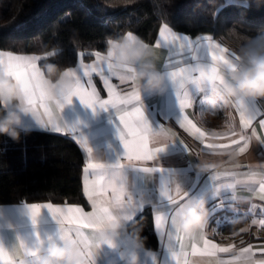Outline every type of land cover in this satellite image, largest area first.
Here are the masks:
<instances>
[{"label":"crops","instance_id":"crops-1","mask_svg":"<svg viewBox=\"0 0 264 264\" xmlns=\"http://www.w3.org/2000/svg\"><path fill=\"white\" fill-rule=\"evenodd\" d=\"M173 31L177 34L186 35L175 30ZM134 35L140 38L136 34ZM187 36L192 39H196L197 37H213L215 42L220 43L222 47H226L230 52L238 56L239 48L228 44L221 38H215L211 35ZM158 39H160L159 32L154 43L145 42L156 53L158 69L166 73L168 68H164V66L168 60V50L164 46H155V42ZM193 43L195 44L196 42L194 41ZM0 52H11L15 55H34L2 49H0ZM80 53H78L76 63L70 67L78 68L81 59L85 63L94 62L95 57L93 55L88 58L84 54L81 57ZM106 53L107 51L101 54L106 56ZM169 59L173 62L180 60L183 65L192 67H195L197 64H211L207 48L203 44L195 48V58H193L191 52L184 51L180 53L177 49H172L169 54ZM104 63L106 65L107 62L105 61ZM37 66L45 78L48 79V74L40 65L39 61H37ZM172 66L176 67L180 65L173 63ZM229 70L230 68L221 69V77L225 76ZM87 79V77L83 78L82 82H86ZM91 79L92 86L96 88L100 98L108 99L107 89L101 77L98 74H93ZM111 82L119 85V81L115 77H111ZM166 82L168 88L163 94L150 95L142 93L144 110L150 122L156 121L163 123L167 120L168 123L165 126L170 127L176 133L178 140H182L187 145L189 152L185 150L179 141H174L167 144L165 150L159 153V161L134 162L140 167L155 166L162 168L163 171L144 173L131 167L124 169L128 190L138 203L144 205L142 211L137 212L136 217L147 208L152 210L155 215L157 207H167V202L160 196V190L163 184L174 178L176 183L188 193L190 199L200 197L206 199L209 215L203 229H205L207 238L221 246H227L229 244L236 245L229 252L208 254L203 251L202 242L197 244V248L200 250L193 252L192 242L185 240L183 241L185 245L183 249L184 254L179 256V264H185V262L186 264H246L243 257L234 259V256L238 254L240 247H246L248 244L254 246L253 251L257 258L264 257V253L257 250L261 246H264V226L259 223V220L264 219V211L260 207L250 210V205L252 204L264 205V201L259 198L258 183H235L236 181H245L253 173L257 174L255 179L258 181L259 173L264 172V144L261 143L264 140V127L260 126L259 120L257 119L249 128L242 129L239 113L235 107H228L212 112L202 99V97L208 96L206 89V91L198 93L193 106L186 109V114L206 133L203 141H198L195 137L181 129L176 123L177 119L181 116L180 108L174 86L167 77ZM120 88L130 90L128 83L120 85ZM200 100L202 101V105L199 103ZM247 104L257 109L264 108V101L248 100ZM49 105L53 109V122L61 125L65 122L67 125L75 128V136L86 138L89 147L94 151V158L96 160L99 162L107 161L108 163H115L117 158H123L124 149L119 139L114 109L109 108L107 111L99 110L94 112L91 108L81 104L79 99L75 97H73L72 103L65 105L61 111L56 107V102L50 101ZM36 112L42 119H48L42 108L38 107ZM230 124L237 133H241L242 131L246 137H249L247 141L248 147L244 152L238 151L239 147L243 145V141L239 145L232 144V140H239V135H231ZM25 129L50 131L72 138L71 132H67L63 128L60 132H55L50 127H41L40 124L33 122L28 116L24 117L21 130ZM253 129H255V135L252 134ZM220 133H228V135H220ZM171 139H169V142ZM208 144L223 145V147L209 149L205 147ZM156 146H160L159 142L154 143L151 140L149 141V147ZM80 148L84 160L81 173L82 190L88 207H84L78 203L56 204L52 202L0 204V245L6 249H11L15 253L13 258L16 264H19L20 260L26 259L24 250L20 248V242H23L28 248H34L38 242L46 241L49 236H58L60 230L59 224L46 208L42 209L41 215L37 218L36 223H33L27 205H44L50 203L54 207H81L86 212L92 211L91 203L85 193L84 183L86 176L84 169L88 157L81 146ZM97 154H100L103 160L99 159ZM199 159L214 160L220 167L212 169L208 174L203 175V173L197 172L194 168V164ZM122 163L127 164L128 161L125 159ZM216 174L220 175L214 181L212 176ZM89 178L96 179L93 176H89ZM230 183H235L234 190L227 187H219L217 190L218 184L227 185ZM175 187L176 185L173 183L170 194L179 203H183L184 201L180 200V197L177 196ZM250 189H255V193ZM111 195L112 193L109 192L108 196L111 197ZM180 195L182 196L183 192ZM233 195L236 197L235 200L232 199ZM172 207H175V205H172ZM253 219L257 220L256 224L252 223ZM125 224L128 229L129 224L126 221ZM225 224H235V227H226L224 229ZM65 226L72 227L67 222ZM154 230L159 239V248L157 250H151V256L145 255V252L142 250L140 253L142 264H176L167 246V233L172 230L170 220L164 225L165 236L163 240L156 231L155 223ZM95 231L91 228L83 229L84 235L89 240H91ZM128 232L121 234V237L115 242V247L102 245L100 248H92L91 251L95 264H123L122 251L131 249V239ZM71 235L76 238L74 232ZM172 240L175 250L179 253L181 242L176 240L175 235H173ZM241 240L244 241L243 244H241Z\"/></svg>","mask_w":264,"mask_h":264},{"label":"snow or ice","instance_id":"snow-or-ice-1","mask_svg":"<svg viewBox=\"0 0 264 264\" xmlns=\"http://www.w3.org/2000/svg\"><path fill=\"white\" fill-rule=\"evenodd\" d=\"M129 40H135L137 37L128 32ZM159 37L155 42L156 47L164 46L168 50V60L164 68L168 70L164 75L172 83L175 88L176 97L178 100L181 116L176 123L189 135L195 137L198 141H203L206 136L205 131L197 126L187 114L186 109L191 108L196 101L197 94L206 91L207 86L222 79L220 70L223 68H231L239 57L230 52L226 47H222L220 43L215 42L213 37H197L192 39L187 35L175 33L168 24H163L159 29ZM196 42L195 44L193 42ZM203 44L206 46L211 64H197L195 67L183 65L180 60L173 62L169 59V54L172 49H177L180 53L184 51L191 52L195 58V48ZM47 56H52L54 53L49 52ZM95 57L94 62L85 63L83 59L79 62V67H70L66 69L64 75L71 77L74 80L72 91L66 95H62L59 102H56V107L61 111L65 105L71 104L73 97L78 98L81 104L91 108L94 112L99 110L107 111L109 108L115 110L117 120V131L122 147L124 149L123 158H117L115 163L99 162L94 158V151L89 147L86 138L75 136V128L63 124L54 123L52 120L53 109L50 107L51 84L48 79L37 66V61L41 59L38 55H15L11 52H0V67H3L6 74L9 75L16 83L21 86L25 95V104L29 111L36 112L37 108H42L44 114L48 117L47 120L41 118L40 125L44 128H51L52 131L60 132L63 130L72 133V138L82 147L87 153L86 167L84 169L85 176V193L92 206V211L86 212L81 207H54L52 204H30L27 205L33 223H36L37 218L41 215L42 209H47L52 217L59 224V234L62 237L72 236L74 232L77 241L79 242L82 255L84 257L83 264H95L93 260L92 248L97 247L94 237L91 240L84 235L83 229L91 228L96 230L102 223L119 215L129 225L135 220L137 212L142 211L144 205L132 196L128 190L124 169L131 167L138 169L144 173H155L163 171L160 167H140L134 162L142 161H159V153L165 150V146L174 141H179L187 152L189 149L182 140H178L176 133L165 125L168 123L165 120L161 122H150L146 116L144 105L142 103V94L139 86L135 83L134 76L131 73L134 69H120L115 66L110 57L112 53L107 52L106 56L100 51L91 53ZM83 57L84 53L81 52ZM107 62L106 65L104 62ZM173 63L180 66L173 67ZM82 73V75H81ZM98 74L103 80L107 89L108 99H101L96 88L92 86V75ZM87 77L86 82H82L83 78ZM111 77H115L119 81V85L111 82ZM128 83L130 90H123L120 85ZM87 85V86H86ZM248 101V100H247ZM246 100H237L236 111L239 113L240 124L242 129L249 128L254 121L259 120L261 127H264V108L257 109L250 107ZM264 101V100H257ZM199 103L202 105V101ZM231 135H239V140H232V144L239 145L243 141V145L239 147V152H244L248 147V139L243 132L237 133L229 125ZM255 135V129H253ZM220 135H228V133H220ZM171 141L169 142V139ZM159 142L160 146L149 147V141ZM264 144V140L261 141ZM206 148L213 149L223 147V145H205ZM128 163H122L123 160ZM220 174L212 176L216 181ZM256 173L251 174L245 181H236L235 183H258L260 199L264 201V172L259 173V180L255 179ZM89 176L96 177L90 179ZM175 183V191L183 203H179L177 199L170 194L171 185ZM235 183L227 185L218 184L219 187L235 188ZM255 193V189H250ZM111 192V197L108 193ZM181 192L183 195L181 196ZM160 196L167 202V207H157L154 215L155 228L158 235L164 239V225L170 220L172 230L167 233V246L171 257L179 264V256L183 255L185 245L183 241L192 242L193 252L199 251L197 244H203V251L208 254L216 252H229L230 249L236 247L234 244L221 246L208 239L205 229L199 231L194 236L187 237L178 230L179 210L184 205L185 201L189 200L188 193L185 192L173 178L171 181L162 185ZM142 199V197H141ZM233 200L236 197L233 195ZM175 205V207H172ZM260 207L264 211V205H250V210ZM72 225L66 227L65 224ZM253 224L257 220L253 219ZM259 223L264 226V219L259 220ZM246 231V230H243ZM176 236V240L180 241V252L175 250L172 237ZM43 242H38L34 248H28L23 242H20V248L24 250L26 259L20 260L19 264H36L34 259L40 245ZM244 241L241 240V244ZM254 246L248 244L246 247H240L238 254L234 259L244 258L246 264H264V257L257 258L253 251ZM264 253V246L257 249ZM15 253L11 249H6L0 245V264H16L14 260ZM186 264V262H185Z\"/></svg>","mask_w":264,"mask_h":264},{"label":"trees","instance_id":"trees-1","mask_svg":"<svg viewBox=\"0 0 264 264\" xmlns=\"http://www.w3.org/2000/svg\"><path fill=\"white\" fill-rule=\"evenodd\" d=\"M196 37L211 35L240 49L264 31V0H0V49L41 57L65 70L79 52L107 51V39L132 32L154 43L160 27ZM52 52L54 55L47 56ZM84 160L72 138L21 130L19 140L0 136V204L78 203ZM235 227V224H225ZM141 230L145 248L157 250L149 208L128 225Z\"/></svg>","mask_w":264,"mask_h":264},{"label":"clouds","instance_id":"clouds-1","mask_svg":"<svg viewBox=\"0 0 264 264\" xmlns=\"http://www.w3.org/2000/svg\"><path fill=\"white\" fill-rule=\"evenodd\" d=\"M107 52L112 53L111 62L120 69L131 68L139 90L146 94H163L168 84L166 77L156 64L153 48L140 38L129 40L127 33L106 41ZM239 60L222 79L207 86L208 96L202 97L208 108L214 112L219 109L235 107L237 100H264V31L249 38L238 52ZM45 70L51 84L50 98L59 102L62 95L70 93L74 80L64 75L66 70L55 64H47ZM25 95L21 86L0 67V136H8L17 141L21 135L24 117L28 116L37 124L41 117L37 112L29 111L25 104ZM27 131V129H25ZM98 158L103 160L100 154ZM220 165L210 159H199L194 164L197 172L207 173ZM207 201L204 197L185 201L179 210L178 230L191 237L201 231L208 220ZM128 232L125 221L116 215L102 223L93 233L97 248L102 245L115 247L121 234ZM141 230L128 232L131 249L122 251L123 264H142L140 253L151 256L145 248L146 237ZM36 264H83L84 257L79 242L73 236H49L36 253Z\"/></svg>","mask_w":264,"mask_h":264},{"label":"built area","instance_id":"built-area-1","mask_svg":"<svg viewBox=\"0 0 264 264\" xmlns=\"http://www.w3.org/2000/svg\"><path fill=\"white\" fill-rule=\"evenodd\" d=\"M206 174H208V172L207 173H203V175H206Z\"/></svg>","mask_w":264,"mask_h":264}]
</instances>
